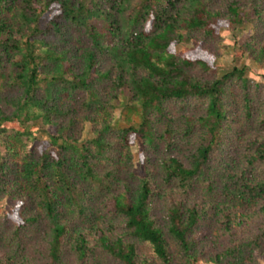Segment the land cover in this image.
<instances>
[{
    "label": "trees",
    "instance_id": "trees-1",
    "mask_svg": "<svg viewBox=\"0 0 264 264\" xmlns=\"http://www.w3.org/2000/svg\"><path fill=\"white\" fill-rule=\"evenodd\" d=\"M222 30L264 68V0H0V264H260L264 83Z\"/></svg>",
    "mask_w": 264,
    "mask_h": 264
},
{
    "label": "rangeland",
    "instance_id": "rangeland-1",
    "mask_svg": "<svg viewBox=\"0 0 264 264\" xmlns=\"http://www.w3.org/2000/svg\"><path fill=\"white\" fill-rule=\"evenodd\" d=\"M133 6L129 7L126 9L125 14L123 15L124 20L122 18L121 22L122 25L124 26L123 29H126L129 27L130 22L129 20L132 18L133 15ZM222 37L224 38L225 44L228 47V54L223 55L221 59V63L219 65V69L217 73L221 74L225 71H228L232 69L234 66H239V67H245L246 68V73L247 76L259 83H264V68H259L255 64L251 63L248 60L242 59V60H236L234 57V51L236 48L245 40L248 38L250 35L249 32L243 31V30H237V31H229V30H222L221 32ZM194 44H184L179 46L178 48V53L183 54L186 53L187 51L193 49ZM28 112L30 115L34 116L36 113L39 111L37 110L36 106L33 104L28 105ZM118 117H122L120 112L117 113ZM31 125L33 131H34V142L32 143L30 149L37 148L41 146V144L45 141L48 140V133L56 134V130L52 128L49 125H45L42 121L38 120H32L29 122ZM121 126H127L124 122H121ZM90 138V134L88 132L85 133L83 136V141H87ZM134 155H135V165H134V173L138 177H143L144 172H143V167L138 161V153L140 152V143L137 142L136 144L133 145L132 147ZM3 210L6 213H9L13 211L14 209V203L10 200L5 201L3 204ZM260 264H264V258L260 261Z\"/></svg>",
    "mask_w": 264,
    "mask_h": 264
}]
</instances>
